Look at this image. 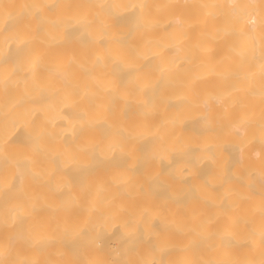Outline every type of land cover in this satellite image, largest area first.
<instances>
[{
  "label": "bare ground",
  "instance_id": "bare-ground-1",
  "mask_svg": "<svg viewBox=\"0 0 264 264\" xmlns=\"http://www.w3.org/2000/svg\"><path fill=\"white\" fill-rule=\"evenodd\" d=\"M0 86V264H264V0H0Z\"/></svg>",
  "mask_w": 264,
  "mask_h": 264
},
{
  "label": "rangeland",
  "instance_id": "rangeland-1",
  "mask_svg": "<svg viewBox=\"0 0 264 264\" xmlns=\"http://www.w3.org/2000/svg\"><path fill=\"white\" fill-rule=\"evenodd\" d=\"M4 85H6V82L4 83ZM5 88H2L1 87L0 90H2V91L8 90L11 93L12 89L10 90L9 88H7V89H5ZM15 89L16 88H14L13 92H15V94H17L16 91H15ZM2 91H0V93ZM8 91H6V92H8ZM6 92H3V93H6ZM7 96H9V95H7ZM44 182L45 181H43V185H44ZM39 183L41 184L42 182L41 181L40 182H37V184H39ZM153 186H156V185H153ZM147 191L148 192H152V194H156L157 193L159 195H162L161 193H163L164 190L162 188L151 187V188H148ZM162 197H163V195H162ZM163 202H166V199L163 198L159 202V204L160 203H163ZM188 203H189V199L188 198H184L182 200V203L181 204L183 205L184 210H186L188 208ZM189 239H190V233H189L188 227H186V222H185L184 223V231H183V235H182V242H183L184 245H186V248L184 249V252L182 253V255H181L180 258H178V257H172L173 260L171 261L170 264L176 263L179 259L182 261V264H186L187 263L188 253H189V246H190ZM102 241L107 245V250H108L109 253H111L113 251V254L118 255L120 253V251H124L123 246H125V245L123 243H126V242H124V239H123V236H122L121 233L114 232L113 235H108V236L103 237L102 238ZM145 263H147V264H157L156 262L152 261L150 258H147L145 260Z\"/></svg>",
  "mask_w": 264,
  "mask_h": 264
}]
</instances>
